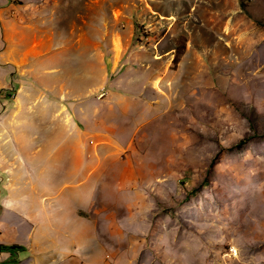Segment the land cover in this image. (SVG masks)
<instances>
[{"label":"rangeland","instance_id":"374dc122","mask_svg":"<svg viewBox=\"0 0 264 264\" xmlns=\"http://www.w3.org/2000/svg\"><path fill=\"white\" fill-rule=\"evenodd\" d=\"M23 86L97 103L106 264H264V0H0V114Z\"/></svg>","mask_w":264,"mask_h":264},{"label":"crops","instance_id":"0c3cea01","mask_svg":"<svg viewBox=\"0 0 264 264\" xmlns=\"http://www.w3.org/2000/svg\"><path fill=\"white\" fill-rule=\"evenodd\" d=\"M27 88L22 87L17 117L0 114V245L15 247L0 250V264H106L101 230L86 216L91 192L106 181L105 152L91 150L90 109L97 103L87 102L84 112L76 103L61 109L54 100L71 92L46 88L48 102L32 111ZM39 122L50 130L48 136L27 128ZM60 137L69 143L59 144ZM54 145L60 149L50 151ZM18 149L26 150L25 156ZM39 153L52 156L53 165H31Z\"/></svg>","mask_w":264,"mask_h":264},{"label":"trees","instance_id":"16d2710c","mask_svg":"<svg viewBox=\"0 0 264 264\" xmlns=\"http://www.w3.org/2000/svg\"><path fill=\"white\" fill-rule=\"evenodd\" d=\"M15 247H6V246H3V245H0V250H5V249H13Z\"/></svg>","mask_w":264,"mask_h":264}]
</instances>
